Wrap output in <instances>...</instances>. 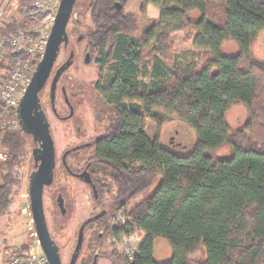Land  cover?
Masks as SVG:
<instances>
[{"label":"trees","instance_id":"16d2710c","mask_svg":"<svg viewBox=\"0 0 264 264\" xmlns=\"http://www.w3.org/2000/svg\"><path fill=\"white\" fill-rule=\"evenodd\" d=\"M33 1L18 0L24 19L0 26V36L39 24ZM129 2L77 0L66 29L68 41L82 35L88 63L98 67L97 84L111 82L103 95L116 123L98 149L110 179L103 194L114 191L110 219L162 178L150 197L126 211L122 229L103 225L102 240L111 244L145 235L131 261L111 249L112 264H264V60L253 54L264 31V0H139L140 16L126 11ZM148 8L158 18H148ZM176 33L196 52L184 63L177 61ZM228 42L236 43L235 55L223 54ZM6 61L13 64L12 57ZM39 61H32L33 72ZM235 104L247 112L239 128L226 122ZM148 120L157 126L153 140ZM171 120L195 135L186 156L161 144ZM25 142L20 130H0V215L20 205ZM222 148L229 153L220 155ZM157 238L172 250L164 263L153 259ZM32 249L24 242L11 251L24 256Z\"/></svg>","mask_w":264,"mask_h":264},{"label":"flooded vegetation","instance_id":"af4514ba","mask_svg":"<svg viewBox=\"0 0 264 264\" xmlns=\"http://www.w3.org/2000/svg\"><path fill=\"white\" fill-rule=\"evenodd\" d=\"M67 46L68 39L65 44L61 45L53 69L43 88L38 93L36 104L32 108L35 120L48 129L53 142V158L43 184V207L48 232L60 264L71 263L80 231L83 233V240L74 264H93L96 257L100 255L99 249L102 246L101 244L99 245V242L103 237V225L106 224L105 222H107L110 228L118 225L122 229L129 218L124 214L122 220L118 223L114 217L110 219L111 214L107 207L109 202H111L114 191L112 190L111 193L103 194V192L108 190L110 179L107 177L108 174L104 169L105 167L100 163V159L98 158L101 140L112 131L116 123L115 107L108 103L103 95L109 90L111 82L104 85L97 84V79L92 87L88 86L87 90L84 85L81 90L79 89L80 98L74 100V97H72L74 94L70 92L68 94V89L62 83L63 74L69 66L61 73L52 89L53 77L56 70L65 64L68 59L70 65L73 62L74 52L70 51L68 57L58 64L60 55ZM84 62L86 64L89 62L86 56ZM51 90L53 91L52 98L50 96ZM89 90L92 91V96L86 98L85 92ZM86 107L88 111H86ZM52 118L63 124L65 131L72 130L76 142L64 148H59L54 139ZM87 124L91 125V132H88ZM19 130L26 135H24L26 140L25 145L30 147L32 158V163L30 164L31 170L27 178V200L29 202V184L40 165L41 142L31 131L21 126ZM82 193L89 194L91 214L77 224L78 228L74 234V246L68 252V246L62 242L60 243L56 232L58 231L59 233L62 229L65 230V223L71 222L70 227L71 225H75L80 211L79 208H76V198ZM59 201L62 202V208L59 206ZM124 218L127 219L125 220ZM86 230H89L91 239L95 242V245H91L90 247L92 255H87L83 258L81 257V250ZM121 238H125V236ZM112 241L118 242L116 238H112ZM66 259L67 262H65Z\"/></svg>","mask_w":264,"mask_h":264},{"label":"rangeland","instance_id":"374dc122","mask_svg":"<svg viewBox=\"0 0 264 264\" xmlns=\"http://www.w3.org/2000/svg\"><path fill=\"white\" fill-rule=\"evenodd\" d=\"M9 4V5H8ZM7 7V8H6ZM6 8L3 14L1 15L0 26L11 24L13 20L19 21L23 20L25 14L22 12L18 0H7L3 6ZM127 12H131L140 16V2L139 0H130L128 6L126 7ZM146 16L148 18H158L157 9L150 8L146 11ZM200 18V14L198 12H193L191 19L193 21H197ZM46 19V20H45ZM45 21V22H44ZM49 18H44L40 23L44 26L46 22H49ZM44 22V23H43ZM84 24H89L88 18H85ZM48 30H50V24H47ZM78 40V41H77ZM173 40L175 43L176 57L179 63H184L185 61L194 57L196 52L192 49V43H184L182 33H176L173 35ZM85 41L79 39L69 38L68 46L65 48L63 53L60 55L58 60V64L63 62L69 55L70 51L74 52V59L70 67L63 74V84L68 89V94L73 93L72 97L74 100H78L80 91L82 87L85 85L86 90L89 88L88 86H93L94 82L98 77V67L94 63H85ZM222 52L224 55L232 56L237 53V45L234 42H228L223 45ZM253 54L257 59L264 60V31L260 34L259 38L256 40L253 46ZM35 59V58H34ZM33 59V60H34ZM39 59V58H38ZM37 59V61H38ZM15 61H13L14 65ZM8 64V65H10ZM6 65V66H8ZM32 67V66H31ZM9 68V67H7ZM2 75L6 73L5 70L1 71ZM30 77V75H29ZM79 91V92H78ZM92 96V91L89 90L85 92V97L88 98ZM70 98V97H69ZM88 107V105H87ZM85 108L88 111V108ZM247 118V112L245 108L240 104L233 105L226 113V122L232 128H239ZM53 126L54 139L56 141L57 146L59 148H64L76 142L73 131L72 130H64V125L51 119ZM88 132H91V125L87 124ZM157 133V126L154 122L148 120L146 122V135L149 140H153ZM24 134V133H23ZM25 135V134H24ZM26 136V135H25ZM196 142L195 135L191 129V127L179 120H171L167 121L166 125L162 128L161 132V144L162 146L171 151L172 153L178 156H186L192 152L194 149ZM25 154L26 159L21 164L20 171V179L22 180L23 187L19 191L20 205L6 212L3 215H0V264H4L5 256L8 253H13L11 250L13 246L16 247L20 243L29 242L32 245V248L37 249L35 246V242L33 243V233L34 228L30 222V216L26 215L23 210L24 207L29 205L27 200V178L29 175V171L31 170L30 164L32 163L30 147L25 145ZM229 150L226 148H222L219 151L220 155H227ZM3 155V153L1 152ZM1 155V156H2ZM3 157V156H2ZM30 161V162H29ZM162 178L160 176L156 177L154 183L140 194H138L134 199L128 202L126 208L120 210V212L114 215V219L116 222L122 220L123 215H126V211L134 206L136 203L141 201L142 199H146L150 197L154 191L159 186ZM77 196V195H76ZM77 205L76 208H79V215L77 221L74 226L70 223H65L66 229L61 230L59 233L56 232L57 238L66 246H68V252H70L74 246V234L77 231V224L84 218L88 217L91 214V202L88 193L79 194L76 198ZM19 203V201H18ZM71 218V216H70ZM125 220L127 218H124ZM112 223V222H111ZM145 235L143 233L133 234L132 239H128L127 236L125 238H121L117 240V243H109L106 240H100L99 245L101 244V249H99V256L96 257L95 262L93 264H112L110 251L111 249H118L125 256L127 255V259L129 261L132 260L135 252H136V244L139 245L144 240ZM97 244V243H96ZM95 245V242L92 241L89 230H86L84 236V243L81 250V257L92 255L90 251V247ZM128 249V251L125 249ZM40 248V247H39ZM172 256V250L167 243L166 240L162 238H157L154 241V255L153 259L156 263H164L168 261ZM90 260V259H89ZM67 262V259L65 260Z\"/></svg>","mask_w":264,"mask_h":264},{"label":"water","instance_id":"95a60500","mask_svg":"<svg viewBox=\"0 0 264 264\" xmlns=\"http://www.w3.org/2000/svg\"><path fill=\"white\" fill-rule=\"evenodd\" d=\"M76 1H59L42 57L30 77L18 105L19 125L35 134L41 142L40 165L29 184V211L38 244L49 264H60L48 232L43 207V184L53 158V142L48 129L35 120L32 114V108L36 104L38 93L43 88L53 69L61 45L67 42L66 29ZM81 38L82 35L79 39ZM69 66L70 61L68 59L65 64L56 70L53 77L52 89L61 73ZM50 96L51 98L53 97L52 90ZM59 206L62 208L61 201H59ZM82 240L83 233L80 231L70 264L75 263L82 245Z\"/></svg>","mask_w":264,"mask_h":264},{"label":"built area","instance_id":"2783aa9c","mask_svg":"<svg viewBox=\"0 0 264 264\" xmlns=\"http://www.w3.org/2000/svg\"><path fill=\"white\" fill-rule=\"evenodd\" d=\"M59 1L34 0L32 2L34 10L42 15L40 22L45 17L50 19L44 26L39 22L37 26L18 29L9 37L0 36V130L10 132H17L19 130V101L29 82V75L33 73V68L31 67L33 59H40L42 57L50 32L47 24H50L51 29ZM1 15L2 11L0 13V20ZM19 55H23L24 59L20 60ZM7 57H12V60L15 61L14 65L6 61ZM3 70L6 73L2 75L1 71ZM1 155L0 152V158H3L4 155H2L3 157ZM23 212L30 216L29 206L24 207ZM30 222L32 224L31 216ZM32 235L36 239L35 232ZM132 236L133 234L128 236V239H132ZM35 246L37 249L34 247L29 254L24 256L8 253L5 256L4 264H49L39 248L37 240ZM138 247L139 243L135 246L136 250ZM125 249L128 251L126 247Z\"/></svg>","mask_w":264,"mask_h":264},{"label":"crops","instance_id":"0c3cea01","mask_svg":"<svg viewBox=\"0 0 264 264\" xmlns=\"http://www.w3.org/2000/svg\"><path fill=\"white\" fill-rule=\"evenodd\" d=\"M6 1L7 0H0V13L2 11V14L5 11V8H3V6H4V4H5ZM148 9H150V8H148Z\"/></svg>","mask_w":264,"mask_h":264}]
</instances>
